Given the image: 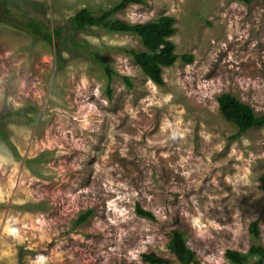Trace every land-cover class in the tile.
Returning a JSON list of instances; mask_svg holds the SVG:
<instances>
[{"label": "rangeland", "instance_id": "obj_1", "mask_svg": "<svg viewBox=\"0 0 264 264\" xmlns=\"http://www.w3.org/2000/svg\"><path fill=\"white\" fill-rule=\"evenodd\" d=\"M118 1L120 0H0V115L25 110L22 115H15L7 123L6 130L9 132L10 142L0 139V157L11 155L18 163L15 172L11 166L0 167V194L9 189L11 192L8 203H0V215L9 210L31 214L47 213V218L54 222L55 229L64 228L59 239L67 240L65 247L78 249L75 251L77 259L72 264H85L86 261L88 264H101L102 257L94 262L90 258L100 251L107 252L109 247L114 246L113 239L107 236V231L114 232V228L96 234L86 231L93 218L100 214V205L89 208L94 210V214L87 222L75 225L78 216L85 212L82 205L86 194L81 193L75 200L71 199V196L80 189L93 185V164H119L124 171V177L131 178L134 186L146 179V171L149 168L157 187L168 186L173 180L177 184L184 183L183 177L168 166L170 162L175 163L179 156H172L167 160L160 157L158 163H152L150 160L146 163L137 155V150L144 144L143 139L130 140L127 143L128 157H122L120 151L125 144L123 137L116 135V144L111 145L113 151L109 160L105 162L100 158L106 153L109 145V141L104 137L108 124H114L117 133L124 132L130 136L138 134V128L132 126L135 122L130 121L126 114H120L126 98L123 94L118 96L116 90L126 86L131 96L128 104L135 107L140 95L137 91L140 79L129 78L133 84V87H129L123 77L114 75L110 83V97L106 72L93 55L98 51L84 39L87 35L105 29L92 27L79 30L72 19L84 7L99 12L109 9ZM154 3L157 8L167 10V15L175 17L176 33L181 34V43L176 45L180 58L173 66L163 71V75L173 83L171 87L158 85L166 90H174L176 102L185 106L186 119L194 121L190 139L194 145L192 163L195 165V158L203 155V148L210 147L205 145L202 131L209 135L217 134L224 141L223 151L212 156V163L218 164L219 167L211 169L209 175L204 178L207 190L220 197L214 202L224 207V215L218 221L221 225L219 232L212 230L211 239H199L195 230L182 222L179 215L173 224L175 230L186 234L187 243L195 252L200 264L203 256L198 253L214 257L208 264H231L226 258L227 250L249 251L254 242L250 233V226L254 221L259 222V241L264 246V126L252 128L236 136L238 128L222 116L219 108L212 112L210 105L213 102L218 103L221 94L230 93L249 104L258 115H264V0H253L251 3L237 0H154ZM127 11L129 8L114 17L123 19ZM14 15L32 16L51 31L62 29V35L53 44H48L17 25L13 21L16 18ZM162 15L158 12L154 20ZM62 52L68 53V60L61 55ZM184 54H192L193 61L185 62L181 58ZM103 58L106 62L110 60L108 55ZM189 65L193 66L191 73L185 72V67ZM204 69H207V72L203 71ZM81 74L90 82H105L103 95L113 107L110 110L103 109L97 101L101 110L109 112V116L105 119L96 145H92L87 135L84 137V143L91 146L87 154L89 159L80 169L73 171L71 165L85 153L72 145L73 141L80 140L81 137L71 121V114L81 104L95 100L91 96V90L95 86L93 83H90L86 91L78 90ZM144 76L147 75L140 69L139 77ZM189 76L190 79H187ZM178 79L184 80L183 86L174 83ZM244 82L247 83L241 87ZM252 82H255L256 86ZM185 90L193 92L194 95L187 96ZM17 104L20 107H17ZM141 115V126L159 124V111H156L153 120ZM147 135L149 134L145 133V136ZM242 138L249 141L247 146L242 143ZM216 142L212 141L213 144ZM100 144L104 147L101 148ZM21 151L24 156L20 155ZM233 151L237 155L229 159ZM159 155L157 152L158 157ZM61 168L64 173L58 179L56 170ZM245 169L250 171V175L246 177ZM133 173L136 175L133 176ZM217 173H220V189H214L208 183L211 176ZM225 176L236 178L239 195L230 185L224 183ZM31 178L36 179L29 184ZM241 178H246L249 183L241 182ZM95 184L98 187L99 181H95ZM22 185L37 194H44L45 199L38 204L13 205L12 200L16 198ZM223 192L228 195H222ZM161 199L166 201L163 195ZM187 199L186 196L185 200ZM203 202L201 200V203ZM173 203H178V199ZM138 204L141 205V202H137L136 207ZM188 206L191 207L190 202ZM76 208H81V211L77 213ZM178 208L179 205H176L174 213L169 215H174ZM235 212L239 213L237 218H233ZM136 215L138 218L144 217L137 211ZM144 218L155 222V217ZM168 226L160 227L159 235L163 236V239L157 240L155 248L149 247L164 256H171L167 264H181L168 248L175 231L168 232ZM78 230L84 233L86 241L91 240L92 243L73 240L71 233ZM221 240L224 241L223 255L218 251ZM126 242L131 241L129 239ZM56 243L57 239H53L48 248H53ZM161 243L168 252L160 251ZM24 256L25 252L20 247L16 264H24ZM109 264L126 262L113 256ZM144 264L151 263L144 261Z\"/></svg>", "mask_w": 264, "mask_h": 264}, {"label": "clouds", "instance_id": "obj_2", "mask_svg": "<svg viewBox=\"0 0 264 264\" xmlns=\"http://www.w3.org/2000/svg\"><path fill=\"white\" fill-rule=\"evenodd\" d=\"M158 12L163 15L168 14L164 8H157L154 0H147V4L144 0H140V2L131 0L129 11L124 14L122 21L127 26L126 29H105L84 37L88 45L98 51L99 57L104 55L110 57V60L104 64L115 76L127 77L133 80L140 79V87L137 89L140 95L137 97L138 102L135 107H130L128 104L131 96L126 86H121L116 90L118 96L123 94L126 98L120 114L122 116L126 114L130 121L135 122L132 126L138 128V134L130 136L124 132L117 133L115 125L108 124V131L104 134V137L109 141V145L106 153L100 158L105 162L109 160V155L113 151L111 145L116 144V135L122 136L125 144L120 151L122 157H128L127 143L130 140L139 141L143 139L144 144L137 150V155L144 159L146 163L149 160L152 163H158L160 157L167 160L169 157L179 156L175 163L170 162L168 166L183 177L184 183L177 184L173 180L168 186L157 187L153 182L152 171L149 168L146 171V179L134 186L131 178L124 177V171L119 164L111 166L93 164V185L80 189L74 196H71V199L75 200L81 196V193H84L86 194L82 205L84 211L97 205L101 206L99 209L100 214L93 218L91 226L86 231L96 234L114 228V232L107 231V236L113 239L114 246L109 247L107 252L100 251L96 256H92L90 258L92 262L102 257L101 264H109L111 258L115 256L125 261L126 264H144L141 258L142 254L148 253L149 246L155 248L158 239H163V236L159 235L160 227L169 225L166 230L168 232L174 231L173 221L178 215L182 222L189 224L195 230L199 239H211L212 230L219 232L221 228L218 221L224 215V207L214 202L218 201L220 197L207 190L204 178L209 175L211 169L219 167L218 164L212 163V156L216 152L223 151L224 141L217 134L209 135L202 131V139L205 145H210V147L202 149L203 155L195 158L197 163L194 165L192 163L194 145L190 142L194 121L190 118L186 119L185 106L176 102V92L174 90L162 88L150 76L139 77L141 65L136 58V54L143 52L146 55H159L165 49V43H160L155 53L150 52L144 47L138 31L140 26L153 21ZM163 39L167 43L179 46L181 34L166 35ZM177 50L173 49V55H176ZM61 55L65 60H68L67 52H62ZM192 68V65L186 66L185 72L191 73ZM203 71L207 72V69ZM161 79L164 85L171 87L173 82L166 75H161ZM187 79H190V76ZM90 83L95 85L91 90V96L95 100L81 104L71 114V121L81 137L80 140L73 141L72 145L85 153L84 156L79 157L78 161L71 165L73 171L80 169L89 159L87 154L91 146L84 143V137L87 135V139L92 141V145L98 143L97 137L101 134L106 117L109 116V112L102 111L100 106L106 110L113 107L109 99L103 95L105 90L104 81L90 82L81 74L78 90L81 92L86 91ZM174 83L183 86L184 80L178 79ZM245 83L247 82L241 83V87H244ZM252 83L256 86L255 82ZM216 90L219 91L218 88ZM185 94L187 96L194 95L193 92L187 90H185ZM97 101L100 106H98ZM16 106L20 107L19 104ZM218 108L219 104L216 102L210 105L212 112H215ZM154 110L159 111V124L141 126L139 123L142 119L141 114L149 120H153L156 114ZM145 133L149 135L145 136ZM213 140L217 142L213 144ZM242 143L247 146L249 141L242 138ZM99 146L104 147L103 144ZM233 147L235 148V145ZM157 152L160 154L159 157ZM20 155L24 156V153L21 151ZM57 155H60V153H57ZM236 155V152L233 151L230 153L229 159ZM237 158L240 159V157ZM8 166H11L13 172H15L18 167L16 159L11 155L0 157V167ZM56 171L59 179L63 175L64 169L61 168ZM132 175L135 176L136 173ZM219 175L220 173L211 176L208 181L214 189H220L221 187L218 179ZM248 175H250V171L245 169L244 176ZM34 179L36 178H31L29 184ZM95 181H99L98 187ZM241 182L249 183L246 178H241ZM224 183L230 185L232 190L239 195L236 189L237 180L235 177L225 176ZM12 186L15 187V184ZM21 193L23 198H21ZM89 193L91 195L87 196ZM10 195V189L0 194V203L7 204ZM162 195L166 198V201L161 199ZM222 195L227 196L228 193L223 192ZM186 196L188 197L187 200H185ZM44 199V194H37L22 185L16 194V198L12 200V204L18 206L29 203L38 204ZM177 199L178 203H173ZM201 200L204 202L201 203ZM137 202H141V206L145 211L152 213L155 222L144 217H137ZM189 202L190 208L188 206ZM176 205H179L178 211L174 215H169L174 213ZM75 211L78 213L81 208H76ZM210 213L213 215H210ZM238 216V212L233 214V218ZM53 223L47 218V213L31 214L9 210L0 215V264H4V262L16 264L20 247L25 252L24 264H72L77 259L75 251H78V249L73 250L65 247L67 240L59 239L64 228L55 229ZM71 237L81 243H92L91 240L86 241L84 233L79 230L72 232ZM53 239H57V243L49 249L48 244H51ZM129 239L131 242H126ZM220 245L218 251L220 255H223V240L220 241ZM186 247H188V244H186ZM159 248L160 251L168 252L163 243L159 245ZM198 255L203 256L202 264H208L211 259H214V257L203 253H198ZM165 259H171V256H166ZM85 264H88V262L86 261Z\"/></svg>", "mask_w": 264, "mask_h": 264}, {"label": "trees", "instance_id": "obj_3", "mask_svg": "<svg viewBox=\"0 0 264 264\" xmlns=\"http://www.w3.org/2000/svg\"><path fill=\"white\" fill-rule=\"evenodd\" d=\"M237 1L251 3L253 0ZM130 2L131 0H120L109 9L99 12L84 7L75 14L72 21L79 30H87L92 27H102L108 30H124L127 26L123 24V19L114 16L129 8ZM136 2H140V0H136ZM144 2L146 4V0H144ZM14 16L16 18L13 21L17 25L22 26L27 32L31 33L32 36L42 39L48 44H53V42L62 35V29L51 31L46 28L41 21L36 20L32 16ZM175 23L176 19L174 16L162 15L156 20L149 21L146 25L140 26L138 29L144 47L150 52L155 53L159 48L160 43H165V49L160 52L159 55H146L143 52L136 54L141 69L159 85L164 84L161 79L164 69L173 66L180 58L177 53L176 55H173V49H176V45L167 43L163 39L166 35L176 33L177 27L175 26ZM93 55L106 72L108 77V94L112 97L110 83L113 81L114 74L104 64L107 62L104 60L103 56L99 57L98 52H95ZM193 57L192 54H184L181 56V58L187 63H191ZM123 79L129 87H133L129 78L123 77ZM218 103L222 116L238 128L236 136H239L252 128L264 126V115H258L249 104L244 103L235 95L223 93L219 96ZM24 111V109H21L20 111L7 112L0 115V139L2 141L7 143L10 142L9 132L6 130L7 123L15 117V115H22ZM136 211L141 216L154 219L152 213L150 211H145L140 204L137 205ZM93 214V209H88L81 213L75 220V225H81L87 222ZM250 233L254 242L248 252H242L235 249L227 250L226 258L231 264H264V246L259 241L261 238V231L258 221H254L251 224ZM186 244H188L186 234L183 231L175 230L168 244V248L175 254L181 264H200L199 260L196 258L195 252L189 245L186 247ZM22 253L23 252L21 251L20 256H22ZM165 257L166 256L158 253L152 247H149L148 253L142 254V259L151 264H167L169 259H165Z\"/></svg>", "mask_w": 264, "mask_h": 264}]
</instances>
